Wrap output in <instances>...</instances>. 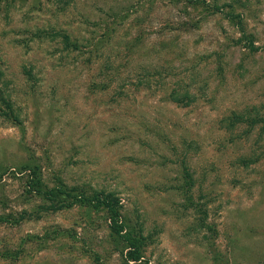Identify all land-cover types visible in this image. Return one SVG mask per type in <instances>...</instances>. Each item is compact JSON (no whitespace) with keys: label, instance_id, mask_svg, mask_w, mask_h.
Segmentation results:
<instances>
[{"label":"rangeland","instance_id":"374dc122","mask_svg":"<svg viewBox=\"0 0 264 264\" xmlns=\"http://www.w3.org/2000/svg\"><path fill=\"white\" fill-rule=\"evenodd\" d=\"M243 1L263 46L264 0ZM187 12L171 0L0 4V264H264V136L221 123L264 118V52L231 47L220 17L182 27ZM216 39L225 75L210 60L208 96L172 102L179 83L193 90L198 50ZM52 189L61 201L119 198L142 259L128 260L104 207L55 209L41 198Z\"/></svg>","mask_w":264,"mask_h":264},{"label":"trees","instance_id":"16d2710c","mask_svg":"<svg viewBox=\"0 0 264 264\" xmlns=\"http://www.w3.org/2000/svg\"><path fill=\"white\" fill-rule=\"evenodd\" d=\"M20 0H0V4L12 5ZM171 2L178 6L181 5L188 11L187 14L191 15L193 13V18L188 21H181L179 25L186 27L192 24L193 31L199 32L208 22L210 18L220 17L222 21L227 23L232 27V33L226 32L224 36L228 44L231 47H238L244 52H248L250 55H255L260 52H264V45L260 46L257 44L254 34L248 31V26L246 22V16L242 7H246L247 1L243 0H171ZM193 11V12H192ZM224 29V28H222ZM51 37H61L65 47L67 49L73 48L74 50L79 49V45L76 41H73L70 35L66 33H56L50 34ZM38 37H45L43 34H39ZM48 37V36H47ZM219 39V38H218ZM221 40H217L211 44L204 45L205 48H201L203 52L198 50L197 57L198 63L193 67V90L189 88L186 82H181L178 84V88L172 90L169 94V98L172 102L179 104L182 107H188L194 105L200 98L208 96V91L210 89V82L208 78H203L202 70L205 65L209 64L210 60H213V65L216 67L213 73L217 75H225V68L223 64V54L221 52V47L223 43ZM201 47V46H200ZM196 55V56H197ZM203 63V67H200V63ZM210 77V76H209ZM144 80L140 79L137 86L143 85ZM221 123L226 125L228 130L233 131L237 127H245V136H250L253 132L257 131L260 138L264 136V118L259 116H246L241 113L234 112L231 116L224 118ZM252 160L248 157H241L240 164L244 167H249ZM183 175L186 184L191 186L196 185V181L190 168L184 160L182 162ZM42 175L40 174V178ZM1 180V179H0ZM39 179H34L33 175H29L26 186L30 190H34V187L38 185ZM42 190L39 188L38 190ZM43 193V192H42ZM66 192H62L60 189H52L44 192L41 196L42 199L47 200L52 203L55 209H61L62 207H71L76 203H83L87 205H93L95 208L104 207L111 219L110 228L115 235L121 238L125 243L127 249V258L130 261H140L142 259V245L140 240L132 237L131 233L127 231V225L123 221V216L120 212L122 208L121 200L113 194L108 195H95L92 198L81 196L74 197L70 193L61 201L60 197L65 195ZM68 201V202H66ZM67 203V204H66ZM2 203L0 202V205ZM56 204H60L59 206ZM53 207V206H52ZM9 222V220H3L0 216V224Z\"/></svg>","mask_w":264,"mask_h":264}]
</instances>
